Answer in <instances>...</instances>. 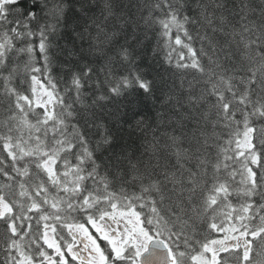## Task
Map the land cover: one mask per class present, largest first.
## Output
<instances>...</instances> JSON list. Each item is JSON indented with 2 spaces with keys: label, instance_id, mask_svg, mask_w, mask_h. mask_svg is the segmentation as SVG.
<instances>
[{
  "label": "snow or ice",
  "instance_id": "1",
  "mask_svg": "<svg viewBox=\"0 0 264 264\" xmlns=\"http://www.w3.org/2000/svg\"><path fill=\"white\" fill-rule=\"evenodd\" d=\"M153 238L264 264V0H0V264Z\"/></svg>",
  "mask_w": 264,
  "mask_h": 264
},
{
  "label": "water",
  "instance_id": "2",
  "mask_svg": "<svg viewBox=\"0 0 264 264\" xmlns=\"http://www.w3.org/2000/svg\"><path fill=\"white\" fill-rule=\"evenodd\" d=\"M163 248L159 242L153 238L147 245V250L143 254V259L146 264H153L154 261L159 260L160 264L163 262Z\"/></svg>",
  "mask_w": 264,
  "mask_h": 264
},
{
  "label": "trees",
  "instance_id": "3",
  "mask_svg": "<svg viewBox=\"0 0 264 264\" xmlns=\"http://www.w3.org/2000/svg\"><path fill=\"white\" fill-rule=\"evenodd\" d=\"M254 3H255V4H259V3H260V0H254ZM160 71L163 72V71H164V68L161 67V68H160Z\"/></svg>",
  "mask_w": 264,
  "mask_h": 264
},
{
  "label": "clouds",
  "instance_id": "4",
  "mask_svg": "<svg viewBox=\"0 0 264 264\" xmlns=\"http://www.w3.org/2000/svg\"><path fill=\"white\" fill-rule=\"evenodd\" d=\"M41 2H43V0H41Z\"/></svg>",
  "mask_w": 264,
  "mask_h": 264
}]
</instances>
